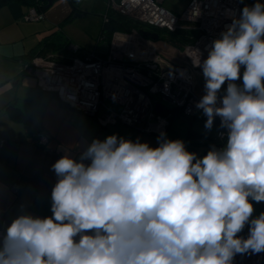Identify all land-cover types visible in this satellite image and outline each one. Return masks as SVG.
Segmentation results:
<instances>
[{
    "label": "clouds",
    "instance_id": "9594fccd",
    "mask_svg": "<svg viewBox=\"0 0 264 264\" xmlns=\"http://www.w3.org/2000/svg\"><path fill=\"white\" fill-rule=\"evenodd\" d=\"M230 18L206 58L190 56L204 80L195 108L207 131L219 118L225 143L201 156L164 131L156 147L111 134L65 153L51 165V215L14 218L0 264H234L264 253V212L254 215L264 202V3Z\"/></svg>",
    "mask_w": 264,
    "mask_h": 264
},
{
    "label": "built area",
    "instance_id": "2783aa9c",
    "mask_svg": "<svg viewBox=\"0 0 264 264\" xmlns=\"http://www.w3.org/2000/svg\"><path fill=\"white\" fill-rule=\"evenodd\" d=\"M35 1L43 4L42 0ZM164 1L106 0L103 22H109V13L113 11L144 25L146 29L142 30L153 33L157 30L181 31L195 35V42L183 47L181 66L167 67V59L153 41L132 31L129 34L114 33L105 55L69 44L60 52L35 55L23 69L33 74L39 89L54 94L71 110L94 117L102 127L123 124L156 137L161 131L167 133L172 114L165 115V108L152 100L153 95H159L170 109L178 110L186 118L192 120L200 115L206 121L195 108L203 94L197 95L194 91V75H202V70L193 67L190 56L194 57L195 53L192 49L198 48L206 58L207 47L231 23L230 13L238 16L248 3L246 0L243 3L241 0H190L186 9L176 16L163 7ZM259 2L264 3V0ZM22 19L27 23H39L45 21L46 16L30 6ZM105 100L119 106L120 112L107 109L103 104ZM157 105L163 109L161 115L155 112ZM101 108L106 113L98 117ZM215 121L220 124L219 118ZM219 133V142L214 143L217 147L225 143ZM48 143L47 135H37L36 146L46 147ZM3 144L1 142L0 146ZM20 190L18 183L10 188L13 195H18ZM247 234L245 228L241 235L247 237ZM2 235L0 231V237ZM234 264H264V253L237 255Z\"/></svg>",
    "mask_w": 264,
    "mask_h": 264
},
{
    "label": "crops",
    "instance_id": "0c3cea01",
    "mask_svg": "<svg viewBox=\"0 0 264 264\" xmlns=\"http://www.w3.org/2000/svg\"><path fill=\"white\" fill-rule=\"evenodd\" d=\"M54 6L55 2L52 10L45 12L46 20L39 23L23 21L22 17L29 7L18 0L0 7V143L4 142L0 146L2 234L20 214L50 216L51 190L56 183L51 165L65 153L78 156L93 138L103 140L105 136L92 118L71 110L54 94L39 89L33 74L25 71L21 64L24 56L41 50L45 44L50 47L47 51L52 53H56L54 49L57 47L64 50L67 45L74 44L69 38H60L59 32L50 27L54 24L59 30L68 20L69 14H72L69 11L68 15L62 16L60 9ZM63 8L69 10V7ZM27 24H33L38 29L28 32ZM238 83H242V79ZM222 88H226V84ZM179 116H182L179 112L172 114L170 122ZM196 119H201L200 115H196L192 121ZM214 124L218 122L214 121ZM111 128V134L134 141L139 137L141 142H148L152 147L158 146L156 136L142 134L123 124ZM38 134L49 137L46 147L35 145ZM167 137L184 140L190 150L187 145L189 134L183 139L169 125ZM16 183L21 186V190L18 195H13L10 188Z\"/></svg>",
    "mask_w": 264,
    "mask_h": 264
},
{
    "label": "rangeland",
    "instance_id": "374dc122",
    "mask_svg": "<svg viewBox=\"0 0 264 264\" xmlns=\"http://www.w3.org/2000/svg\"><path fill=\"white\" fill-rule=\"evenodd\" d=\"M246 1L248 5L251 6L255 0ZM54 2V7L60 9L62 16L68 15L69 11H71L72 14H69L68 20L59 28V30L54 24L50 27H54L53 29L57 30L59 32L58 34L64 39H71L76 46L83 50L91 52L96 51L99 54H104L106 51H109L111 43L113 42V36L110 37L109 42L102 37L106 36L103 35V17L106 14V0H55ZM189 2L190 0H165L163 7L174 15L179 16L186 9ZM243 2H245V0H243ZM42 3L45 7L46 3ZM63 7H69V10H64ZM77 13L79 17L74 18V15ZM27 26L28 32H34L38 29V27L33 24H27ZM155 33H157L160 38L157 42L153 41V44L160 54L167 59V67L181 66L183 64L181 56L183 53V47L186 46L187 43L179 44L174 41L175 39L173 35L162 30L155 31ZM203 84L204 80L202 75H194V91L197 95L203 94ZM151 98L163 108H170L169 104L163 102L159 95H153ZM103 104L107 109L112 111L120 112L121 110L119 106L112 104L107 100H105ZM105 113L106 110L101 108L98 117H103ZM182 116L169 122L170 129L175 131L177 136L183 137V139L188 134L190 135V138L187 139V145L190 147V150L188 149L189 151L196 152L201 156L207 154L210 146L219 142L217 139V134L221 131L219 125L214 124L213 129L207 131L204 128L205 120L196 119L192 121L191 119ZM94 122L101 131H104L105 136L103 139L107 135H111V133H109L112 130L111 126L102 127L97 124L95 120ZM105 130H107L108 133ZM254 209V215H259L261 212H264V202L254 203Z\"/></svg>",
    "mask_w": 264,
    "mask_h": 264
},
{
    "label": "trees",
    "instance_id": "16d2710c",
    "mask_svg": "<svg viewBox=\"0 0 264 264\" xmlns=\"http://www.w3.org/2000/svg\"><path fill=\"white\" fill-rule=\"evenodd\" d=\"M13 0H0V7L3 6L4 4L6 3H9ZM19 2L21 3H24L26 4L28 7L30 6H34L38 9V11H41V12H44L43 11V8H44V4L40 5L38 2H36L35 0H18ZM70 2V1H69ZM109 24H111L113 26V33L111 34H108L106 36H102L104 39L110 40V37L118 32V33H126V34H129L131 33L132 31H140L141 29H146L144 28V25L128 18V17H124L122 15H119L118 13L116 12H113L111 11L109 13ZM158 31V30H157ZM171 35L174 36V41L178 42L179 44H193L195 42V40L197 39V37L193 34H190V33H186V32H181V31H177L175 33H169ZM58 36L60 38H62L61 35L58 34ZM193 36V37H192ZM46 45V46H45ZM44 45V48H42L41 50L39 51H35L24 56V58L21 60V64L23 66L27 65L28 63H30V61L32 60V58L35 56V55H44L46 53H51L52 51H47L50 49V47L47 46V44ZM62 47H57L56 49H54L55 52L61 50ZM51 49L53 50V47H51ZM179 111L176 110V109H165L164 110V114L167 115V114H174V113H178ZM180 113V112H179Z\"/></svg>",
    "mask_w": 264,
    "mask_h": 264
},
{
    "label": "water",
    "instance_id": "95a60500",
    "mask_svg": "<svg viewBox=\"0 0 264 264\" xmlns=\"http://www.w3.org/2000/svg\"><path fill=\"white\" fill-rule=\"evenodd\" d=\"M42 2L46 3L45 7L43 8V11L47 12L53 6L54 0H42ZM76 17H79L78 13L76 15H74V18H76ZM113 31H114L113 26L111 24H109V22L104 24V26H103V35L111 34V33H113ZM138 32H139V34L142 37H144L146 39H150V40H152L154 42L159 41L160 37L156 33H153V32H150V31H146V30H142V29L140 31H138ZM155 112H156V114L161 115L163 113L162 107H160L158 105L155 106ZM88 117H90L92 119L94 118L92 116H88Z\"/></svg>",
    "mask_w": 264,
    "mask_h": 264
},
{
    "label": "flooded vegetation",
    "instance_id": "af4514ba",
    "mask_svg": "<svg viewBox=\"0 0 264 264\" xmlns=\"http://www.w3.org/2000/svg\"><path fill=\"white\" fill-rule=\"evenodd\" d=\"M94 119V118H93ZM95 120V119H94Z\"/></svg>",
    "mask_w": 264,
    "mask_h": 264
}]
</instances>
